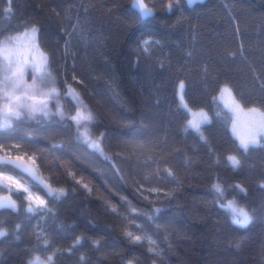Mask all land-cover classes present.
I'll use <instances>...</instances> for the list:
<instances>
[{"label": "trees", "instance_id": "trees-1", "mask_svg": "<svg viewBox=\"0 0 264 264\" xmlns=\"http://www.w3.org/2000/svg\"><path fill=\"white\" fill-rule=\"evenodd\" d=\"M144 1L153 17L140 18L133 0H12L4 20L9 5L0 0V31L38 29L65 114H56L53 100L47 117L13 120L0 131V144L19 145L64 193L46 197L51 211L36 213L12 193L18 210L0 209L8 232L0 264H26L41 231L60 249L55 264H264V140L240 149L233 114L217 99L227 84L242 108L264 111V0ZM181 81L191 111L210 119L203 139L185 131L191 114L178 110ZM67 85L95 116L89 131L102 152L83 143L67 119L75 113ZM228 155L239 168L228 165ZM217 181L223 197L213 191ZM233 197L252 216L246 227L220 207ZM130 207L138 214L129 216ZM133 220L157 241L159 255L124 235L141 234ZM77 237L80 245L67 252Z\"/></svg>", "mask_w": 264, "mask_h": 264}, {"label": "snow or ice", "instance_id": "snow-or-ice-1", "mask_svg": "<svg viewBox=\"0 0 264 264\" xmlns=\"http://www.w3.org/2000/svg\"><path fill=\"white\" fill-rule=\"evenodd\" d=\"M177 5H179L180 0H176ZM195 0H188L189 5L193 4ZM12 0H7L8 7L3 9V19L10 20L12 13L11 8ZM135 8L139 9L140 18L150 16L152 11L147 5H145L142 0L134 5ZM168 9L172 8V4L167 5ZM38 32L35 26L31 27V34L33 40ZM27 35V33H25ZM18 37H13L7 35L0 31V53H2V63H0V131L5 128L11 127L13 120L21 119H34L37 115H43L47 117L50 112L48 105L50 101H55L56 103V114L64 118L63 106L60 103V90L56 87L55 78L52 76L49 70V58L48 56L39 50L38 44L34 43L37 54L36 57L31 60V62L22 60L20 58H14L12 53V48L14 47V42ZM151 43L149 40L143 42L144 50L147 51V46ZM30 69L32 72V82L29 84L24 79L25 71ZM75 79V77H73ZM178 110H182L185 113L191 112V109L187 105L183 96L184 84L181 81L178 86ZM231 88L225 84L219 89V97L217 99H222L227 93L231 98ZM65 97H70L75 104V113L69 115V119L77 130L78 138L90 148L101 151L99 139H94L90 135V125L94 122L95 116L88 106L80 98L79 93L76 92L71 85H67L65 92ZM239 108V104L232 98V104L229 105L230 111H235ZM250 111L254 114L253 121L248 130L247 135L240 137L237 136L239 140V148L244 152H247L250 147H259L261 141L264 140V112L257 108H252ZM199 119H189L185 123V131H193L201 135L203 139L201 128L204 124L210 122L207 113L202 110L197 114ZM233 133L236 134L235 125H233ZM20 146L13 144L5 148L0 144V190L6 191L8 194L0 195V209H12L17 211L16 201L12 199V193L17 194L23 193L22 199L26 201L25 212L36 213V212H49L51 209L48 208L47 202L32 193L29 186H26V182H22L24 179L23 173H27L32 180L42 188L45 194L49 197L59 198L63 195V189L53 188L51 185L44 182L35 172L34 169L29 167L24 160L23 155H13V152H19ZM26 155V154H25ZM35 163L34 158L29 157ZM228 165L237 169L240 167V160L235 155H228L226 157ZM219 162V161H217ZM169 176H172L170 169L165 170ZM15 173V175H13ZM73 177L77 184H80L83 188L91 191V188L87 183L84 182V178L76 177V173L69 171L68 173ZM19 177V178H18ZM264 186V185H262ZM142 187V186H141ZM239 192L246 191L241 185L232 186ZM213 191L217 193L218 197H223L224 186L217 181L212 185ZM156 191V189H152ZM220 207L225 209L230 215V218L234 224L241 227H246L252 219V216L248 209L243 205H240L235 197L228 199L223 203H220ZM113 212L117 209L112 207ZM156 212L159 210L156 209ZM138 211L134 207L129 208V216L137 215ZM131 226L135 227L141 234H136L133 231L125 230L124 235L130 239L131 242L136 244H147L148 251L154 255H159L158 244L151 235L144 233L141 226L136 224L135 221L129 222ZM19 225L16 228L19 229ZM8 235L7 229L0 227V238ZM81 237H77L71 248L67 249V252H71L72 248L77 247L81 243ZM37 244L33 249H30V258L26 261V264H55V258L60 249H55L54 245L48 240L47 236L41 231L36 233ZM94 246L98 247L99 242H94ZM52 247L53 250L50 254L41 255L40 251L43 249L45 253L48 249ZM83 260V256H81ZM128 264H132L131 261Z\"/></svg>", "mask_w": 264, "mask_h": 264}, {"label": "rangeland", "instance_id": "rangeland-1", "mask_svg": "<svg viewBox=\"0 0 264 264\" xmlns=\"http://www.w3.org/2000/svg\"><path fill=\"white\" fill-rule=\"evenodd\" d=\"M25 33H27V35H25ZM13 37H18V39L14 42V47L11 50L13 55H14V58H20L22 60H26V61L31 62V60L33 58H35L36 54H37L36 48L34 47V43L38 44L39 50L42 51L43 53H45L39 44L37 34L35 36V40H33L31 30H28V31H25L23 33L14 35ZM0 48H2V44H0ZM0 59H2V53H0ZM32 75L33 74H32L30 69L25 71L24 79L29 84L32 82ZM232 98H234L235 101L239 104V102L236 100V98L232 92H231V98L226 93L224 95V97L222 99H219V100L223 104L224 107L229 109V105L232 104ZM260 111H262V110H260ZM199 112L200 111L192 110L190 112L191 119H199V116L197 115ZM203 112H205V111H203ZM231 112L233 114V125H235V129H236V134L234 135V133H233L235 138L237 139V136L243 137V136L247 135L248 130H249L251 123L253 121L254 114L250 111V109L242 108V106L240 104H239V108H237L235 111H231ZM262 112H264V111H262ZM232 132H233V128H232ZM238 142H239V140H238ZM12 154L13 155H17V154L23 155L24 159L32 162V160H29V157H32V156L25 155L24 153H21V152H13ZM32 158H34V157H32ZM34 161H35L34 164L37 165L35 158H34ZM13 175H15V174H13ZM23 177H24V179L22 180V182H26V186L30 187V190L32 191V193L36 196H39L40 198L44 199L47 202V198H46L47 196L45 194H41V193L35 191L33 189V187L31 186V184H32L31 181L27 177H25L24 175H23ZM1 193L3 194L4 192H1ZM6 194H8V193H6ZM12 199L14 200L13 197H12Z\"/></svg>", "mask_w": 264, "mask_h": 264}, {"label": "water", "instance_id": "water-1", "mask_svg": "<svg viewBox=\"0 0 264 264\" xmlns=\"http://www.w3.org/2000/svg\"><path fill=\"white\" fill-rule=\"evenodd\" d=\"M196 1V0H195ZM138 2V0H133V2H132V7H133V9L140 15V12H139V9L138 8H135L134 7V5L136 4ZM142 2L145 4V5H147L146 3H145V1L144 0H142ZM186 2L188 3V0H186ZM189 4V3H188ZM147 7H149L148 5H147ZM151 9V8H150ZM151 11H152V14L150 15V16H147V17H144L143 19H147V18H150V17H153L154 16V14H155V12L151 9ZM3 154L2 153H0V156H2ZM25 160V162L27 163V165L29 166V167H31L32 169H34L35 170V172H36V174L44 181V182H46L47 184H49V185H51V183H49L43 176H42V174H41V172H40V170H39V168L34 164V163H32V162H30V161H28V160H26V159H24ZM23 175L25 176V177H27L33 184H36L33 180H32V178L27 174V173H23ZM37 185V184H36ZM52 186V185H51ZM53 188H55L54 186H52ZM44 192V191H43ZM44 194H45V192H44ZM47 196V195H46ZM47 197H49V196H47ZM49 198H54V197H49Z\"/></svg>", "mask_w": 264, "mask_h": 264}, {"label": "flooded vegetation", "instance_id": "flooded-vegetation-1", "mask_svg": "<svg viewBox=\"0 0 264 264\" xmlns=\"http://www.w3.org/2000/svg\"><path fill=\"white\" fill-rule=\"evenodd\" d=\"M1 192H4L3 194ZM7 192L4 190H0V195H5Z\"/></svg>", "mask_w": 264, "mask_h": 264}, {"label": "bare ground", "instance_id": "bare-ground-1", "mask_svg": "<svg viewBox=\"0 0 264 264\" xmlns=\"http://www.w3.org/2000/svg\"><path fill=\"white\" fill-rule=\"evenodd\" d=\"M197 1H198V0H196L194 3H196ZM194 3H193V4H194ZM191 5H192V4H191ZM40 172H41V171H40ZM41 174H42V173H41ZM42 176H43V175H42ZM43 177H44V176H43ZM45 179H46V178H45ZM41 189H42V188H41ZM45 195H46V194H45Z\"/></svg>", "mask_w": 264, "mask_h": 264}]
</instances>
